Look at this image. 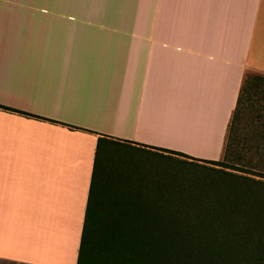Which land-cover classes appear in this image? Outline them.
<instances>
[{"label":"crops","instance_id":"1","mask_svg":"<svg viewBox=\"0 0 264 264\" xmlns=\"http://www.w3.org/2000/svg\"><path fill=\"white\" fill-rule=\"evenodd\" d=\"M245 70L264 0H0V263H76L98 138L219 161Z\"/></svg>","mask_w":264,"mask_h":264},{"label":"trees","instance_id":"2","mask_svg":"<svg viewBox=\"0 0 264 264\" xmlns=\"http://www.w3.org/2000/svg\"><path fill=\"white\" fill-rule=\"evenodd\" d=\"M252 99H264V76L245 70L221 159H193L243 175L211 170L224 178L222 187L217 182L220 190L199 197L192 189H166L150 199L133 198L128 170L113 164L114 147L123 144L98 138L75 264H264V115L255 118L247 141L235 129L243 101ZM231 156L243 167L231 164Z\"/></svg>","mask_w":264,"mask_h":264},{"label":"rangeland","instance_id":"3","mask_svg":"<svg viewBox=\"0 0 264 264\" xmlns=\"http://www.w3.org/2000/svg\"><path fill=\"white\" fill-rule=\"evenodd\" d=\"M249 101H243L235 126L237 135L244 141L250 138L252 130L256 126L255 118L264 115V111L260 108L264 106V99H261L259 102H255V99ZM246 145L247 143L245 147ZM237 147L241 149L239 145ZM233 149L231 150L232 153ZM237 149L235 148L234 151H237ZM114 151L113 164L115 163L117 167L128 170L129 175L127 179L130 183V193L133 198L137 199H150L157 192L166 189H178V191L192 189V194L195 197L207 194L205 193L206 189L213 188L220 190L216 184L217 182L221 184L224 178L211 170L216 172L223 170V172L243 175L238 171L209 165L206 167L197 163L175 159L174 157L134 149L124 144L114 147ZM244 157L245 160L250 159L249 161L253 159L249 155H245ZM229 161L231 164L237 166L236 168L243 167L237 164L233 156H231ZM102 163L103 160H101V167ZM220 186L222 187V184ZM185 194L190 195L189 192L182 193V195ZM211 197L218 199L220 196L212 195Z\"/></svg>","mask_w":264,"mask_h":264}]
</instances>
